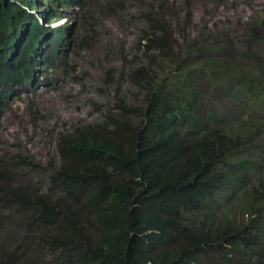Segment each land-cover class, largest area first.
Wrapping results in <instances>:
<instances>
[{
  "label": "trees",
  "instance_id": "trees-1",
  "mask_svg": "<svg viewBox=\"0 0 264 264\" xmlns=\"http://www.w3.org/2000/svg\"><path fill=\"white\" fill-rule=\"evenodd\" d=\"M149 2L138 53L129 62L122 50L108 53L124 59L128 94L59 133L46 192L14 184L0 160V229L5 214L20 213L23 249L49 264H200L221 244L245 262L264 247V182L249 178L240 192L252 171L264 174V4L232 24L221 10L240 0ZM127 3L77 0L76 37L95 39L96 52L103 20ZM65 5L0 0V113L12 88L32 79L44 41L48 57L59 55L60 30L42 21ZM20 249L0 264H20Z\"/></svg>",
  "mask_w": 264,
  "mask_h": 264
},
{
  "label": "rangeland",
  "instance_id": "rangeland-1",
  "mask_svg": "<svg viewBox=\"0 0 264 264\" xmlns=\"http://www.w3.org/2000/svg\"><path fill=\"white\" fill-rule=\"evenodd\" d=\"M149 4V0H128L127 4L117 8L115 17L104 19V27L101 32L99 30L101 46L96 48V52L88 46L89 36L82 40V33L76 37L75 30L68 38V46L62 48V61H55L54 67L43 72L41 83L35 89L7 102L6 109L0 113V160H5L7 168L14 173V184L45 193L46 177L52 170L50 165L59 161L56 152L59 133L98 120L108 112L106 107H113L116 96L128 94L129 86L118 79L124 59L108 53L122 50L126 62L131 60L133 53H138L135 41L146 28L138 20V15L144 13ZM263 4L264 0L234 2L233 8L231 5L228 10H221L220 19L235 24L247 19L252 8ZM120 11L123 19L118 18ZM194 18L197 23L199 10L194 12ZM89 43L95 45V39L89 40ZM111 78L116 80L109 85ZM241 116L247 119V111ZM28 162H32L34 168H29ZM258 181L264 182V174L256 177L255 184ZM22 217L18 212L4 215L9 224L0 229V252L13 251L20 245L23 263L49 264L48 256L30 254L23 249L20 240L24 230L23 225H19ZM247 219L248 215L239 214L236 222L243 226ZM221 245L226 251L222 252L216 246L196 259L200 264H241L235 251L225 244ZM263 260L264 247L250 255L244 264H260Z\"/></svg>",
  "mask_w": 264,
  "mask_h": 264
},
{
  "label": "clouds",
  "instance_id": "clouds-1",
  "mask_svg": "<svg viewBox=\"0 0 264 264\" xmlns=\"http://www.w3.org/2000/svg\"><path fill=\"white\" fill-rule=\"evenodd\" d=\"M65 3H66V5L64 7L61 6V8H60V14L55 16L52 21H47L46 23L44 21H42V24L45 27H47L51 30H55V29L60 30V32L62 34V38L57 39L58 47H59V50H58L59 55L56 58L48 57V55H47L48 40L44 41L41 44V46L39 47V57L40 58H37V60L39 61L40 64H39V67L36 68L32 79L23 86L15 85L12 88L13 90L9 92V98H8V100H6V103H5L6 106H7L8 101H10V100L13 101L15 99H19L26 92H29L30 90L35 89L37 87V85L41 83L40 79H41V76L43 75V72L54 67L55 61H58V62L62 61L63 55H60V53H61L63 47H65L66 45L68 46V44H69L68 38L76 30V25H77V21H78V17H79V7L77 5V0H65ZM54 11L57 13L58 8L54 9ZM35 16L37 17V15H35ZM257 176L258 175H255V171H252L248 175V177L246 178V182H245L242 189H244L245 186H248V184H250L249 178L251 180V179L256 178ZM242 189H240V190H242ZM227 247L229 249H231L229 246H227ZM220 249L222 252L226 251L225 248H220ZM210 250H214V249H209V250H206L205 252H207V251L210 252ZM233 251H235V250H233ZM0 254L4 255V254H6V252H4V253L0 252ZM14 254L18 258L20 264H25L22 262L21 255L18 252L14 251ZM236 254L240 258L239 254L237 252H236ZM256 260H257V258H256ZM239 263L244 264V260H242L240 258ZM263 263H264V260H263Z\"/></svg>",
  "mask_w": 264,
  "mask_h": 264
}]
</instances>
